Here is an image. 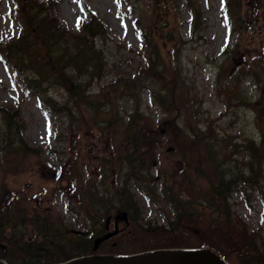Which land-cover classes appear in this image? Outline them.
I'll list each match as a JSON object with an SVG mask.
<instances>
[{"label":"rangeland","instance_id":"1","mask_svg":"<svg viewBox=\"0 0 264 264\" xmlns=\"http://www.w3.org/2000/svg\"><path fill=\"white\" fill-rule=\"evenodd\" d=\"M59 2L58 16L75 34H81L91 14L108 26L106 40L97 37L95 41L103 51L104 65L100 62V70L92 77L73 74L72 67L64 63L66 76L83 81L88 100L74 99L53 77L48 79L49 85L39 88L44 94L40 100L21 87L14 69L0 58V203L10 191L13 202L26 214L36 210L69 229L88 231L97 214L98 208L91 210L96 199L111 200L126 183L136 200L138 223H122L119 239L101 249L116 253L154 249L144 248L159 231L151 227L166 226L175 210L163 197L159 170L143 169L129 180L125 157L131 155L130 144L124 143L121 154H115L114 147L123 139L125 129L119 131V127L128 121L135 104L130 94H134L144 117L154 123L178 118L183 110V117L198 129L210 127L213 136L222 140L233 137L223 147L225 164L249 180L232 190L231 202L254 233L257 247L264 251V158L261 167L250 159L256 169L251 175L245 166L249 152L245 148L237 152L231 145L250 138L257 147L263 142L256 113L248 102L264 93V0ZM139 26L145 29V41ZM23 29L17 3L0 0V44L18 38ZM25 74L37 76L32 68ZM176 89L180 97L194 96L192 102L177 98V105L172 104L169 94ZM161 99L170 101L169 109L160 108ZM53 108L60 112H52ZM19 120L26 126L22 144L15 135ZM177 120L182 122L180 117ZM6 131L11 134L7 136ZM164 151H157L158 167L169 171L173 164L180 166L173 148L168 153L174 155L161 156ZM141 154L150 156L144 150ZM93 195H97L95 201ZM149 224L150 231L144 226ZM194 239L190 235V241Z\"/></svg>","mask_w":264,"mask_h":264},{"label":"trees","instance_id":"2","mask_svg":"<svg viewBox=\"0 0 264 264\" xmlns=\"http://www.w3.org/2000/svg\"><path fill=\"white\" fill-rule=\"evenodd\" d=\"M16 1L24 29L18 38L4 45L0 44L3 61L15 69L17 79L23 87L30 89L38 97L44 98L39 88L43 84L49 85L48 79L53 77L74 99L83 97L84 100H88L89 96L82 88L83 81L66 76L63 66L64 63L69 64L73 74L80 73L81 76L95 77L100 70V62L104 65L103 51L97 48L95 41L97 37L106 40L110 34L108 27L96 15L91 14L89 20L83 23L81 34H75L66 29L58 16L59 1ZM139 29L143 41L147 40L144 37L145 29L142 30L140 26ZM38 62L42 66H38ZM24 65H28L26 70L23 69ZM30 68L36 72V78L25 74ZM174 70L178 74L177 66ZM175 93L169 94L172 104L177 105V98L179 101L189 98L191 102L194 99V96L180 97L177 89ZM130 96L135 100V104L130 110L128 121L120 124L119 131L123 127L125 132L122 131L123 139L120 140L119 146L114 144L115 154L124 152L125 142L130 144L131 155L125 157L130 166V170H127L129 180L141 175L143 169L157 168L163 180V197L175 210L167 226L151 227L150 224L146 226L145 229L149 230L151 227L159 231L156 233L158 237H151V242L144 248L199 247L219 254L228 264H264V251L257 247L254 233L248 230L247 224L231 202L232 190L249 180L242 172L234 171L225 164L223 147L226 146L228 138L232 140L233 137H226L223 141L222 138L213 136L210 127L206 131L198 129L183 117V110L179 115L182 122L177 120L179 117H167L165 121L154 123L148 117H144L138 97L134 94ZM235 97L237 99V96ZM170 101L161 99L160 108L169 109ZM51 105L54 106L55 103ZM248 105L256 113L258 128L262 134L260 138L263 137V142L257 147L250 138L245 139V143L234 141L235 143L231 145L235 146L237 152L242 148L249 152L250 156H246L249 162L245 161V166L253 175L256 170L253 161L260 163V166L264 158V93L258 100L248 102ZM53 110L60 112L54 108ZM78 112L81 114L80 111ZM25 128V124L19 120L17 126L19 133L15 135L19 136L21 144ZM6 133L8 136L11 131ZM143 143L146 144L145 149L141 148ZM154 145L158 147L157 150L152 148ZM167 145L174 148L181 163L180 166L173 164L169 171L158 167L159 149L165 150L161 156L175 154L167 152L165 147ZM142 150L150 156L141 157L144 154H141ZM251 158L253 161H250ZM147 161L148 164L145 163ZM95 197L97 195H93L94 201ZM110 199H105L104 196L96 199L98 203L96 202L91 210L98 208L95 210L98 215L93 216L95 217L93 235L88 238L72 234L69 228L56 221H52L51 225L46 220L37 222L34 235L28 237L26 232L17 230L15 226L0 227V241L7 240L10 248V255H0V258L8 264H58L74 257L94 254L92 249L94 238L105 233V219L109 215L126 211L132 223L135 221L138 223L139 220L136 200L128 184L122 183L115 197ZM190 235L195 237L193 241H190ZM119 237L118 235L116 239ZM98 252L115 254L112 250L103 252L99 249ZM120 253L133 254L137 251L125 250ZM14 258L19 259V262Z\"/></svg>","mask_w":264,"mask_h":264},{"label":"water","instance_id":"3","mask_svg":"<svg viewBox=\"0 0 264 264\" xmlns=\"http://www.w3.org/2000/svg\"><path fill=\"white\" fill-rule=\"evenodd\" d=\"M119 217L120 220H127L126 213H123ZM109 223L110 220L107 222V229L109 228ZM115 227L116 230L114 232H109L95 240L94 250H97L103 241L118 234V222ZM82 234L85 236L90 235V233ZM0 264L5 263L0 260ZM62 264H225V262L217 254L201 249H166L149 251L128 257L92 255L74 258Z\"/></svg>","mask_w":264,"mask_h":264},{"label":"flooded vegetation","instance_id":"4","mask_svg":"<svg viewBox=\"0 0 264 264\" xmlns=\"http://www.w3.org/2000/svg\"><path fill=\"white\" fill-rule=\"evenodd\" d=\"M7 194V197H5ZM3 196L1 203H0V227H5L8 222L13 219V218H18V220L22 219L26 222H30L32 217L31 213L28 214H21V213H26V211L21 208H19L18 202H13L14 196L10 191H8ZM16 200V199H15ZM2 227V228H3ZM7 242L1 241L0 242V252H7ZM6 247V248H5Z\"/></svg>","mask_w":264,"mask_h":264},{"label":"snow or ice","instance_id":"5","mask_svg":"<svg viewBox=\"0 0 264 264\" xmlns=\"http://www.w3.org/2000/svg\"><path fill=\"white\" fill-rule=\"evenodd\" d=\"M79 23H80V21H79V19L77 20V26L79 27ZM49 134L51 135V130H50V127H49Z\"/></svg>","mask_w":264,"mask_h":264}]
</instances>
